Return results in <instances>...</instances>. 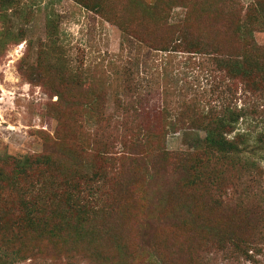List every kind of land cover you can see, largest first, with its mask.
<instances>
[{
  "label": "trees",
  "instance_id": "obj_1",
  "mask_svg": "<svg viewBox=\"0 0 264 264\" xmlns=\"http://www.w3.org/2000/svg\"><path fill=\"white\" fill-rule=\"evenodd\" d=\"M62 1L0 0L2 52L25 41L10 16L26 25L34 6L44 13L45 39L33 62L28 44L18 70L57 98L42 152L0 154V264H256L264 119H249L255 107L236 102L239 94L264 99V44L255 39L264 0H70L121 32L129 62L111 113L108 92L62 41ZM142 47L204 59L210 89L185 84L209 98L173 117L151 114L139 92ZM246 120L263 127L242 132ZM190 131L204 133L196 147L166 150L165 135Z\"/></svg>",
  "mask_w": 264,
  "mask_h": 264
},
{
  "label": "rangeland",
  "instance_id": "obj_2",
  "mask_svg": "<svg viewBox=\"0 0 264 264\" xmlns=\"http://www.w3.org/2000/svg\"><path fill=\"white\" fill-rule=\"evenodd\" d=\"M240 1L245 7L250 2ZM39 9L38 6H34V12L30 11L33 20L26 25L12 16L8 18L7 23L12 25L11 30L14 33L22 30L25 41L18 45H10L3 52L0 51V154L24 156L40 153L44 149L45 138L52 137L56 129L57 122L51 113L52 104L57 98L55 96L51 98L41 86L30 83L18 70L28 44H31L29 61L33 62L39 42L45 39V17ZM55 10L61 16L60 35L64 45L74 61L79 58L84 61L95 79L100 82L98 84L100 89L108 92L107 113L113 112L115 96L122 97L121 82L125 66L129 62L127 52L120 49L121 32L116 26L73 1L63 0L55 6ZM182 11L176 9L175 12L181 14ZM255 39L258 44L263 45L264 33H257ZM148 51L146 47L140 50L139 59L141 64L147 65V70L140 73L139 78H145L143 80L145 87L139 89V92L140 96L144 97L141 100L146 110L151 114L168 109L173 117L184 103L196 99L205 101L209 98L201 90L185 84L192 82L196 87V82L199 81L201 87L210 89L212 84L211 79L206 77L208 65L204 59L178 53L149 54ZM238 96L239 100L236 103L239 108L251 110L255 107L252 109L257 111L249 119L260 120V117L264 119V99L244 94ZM262 127L263 125L251 120L243 121L238 126L240 131L252 135L258 133ZM203 138L204 133L197 131L168 134L165 135L166 150L172 152L190 150ZM215 258L219 261L218 257ZM20 264L32 263L26 261ZM256 264H264V257L261 256Z\"/></svg>",
  "mask_w": 264,
  "mask_h": 264
}]
</instances>
